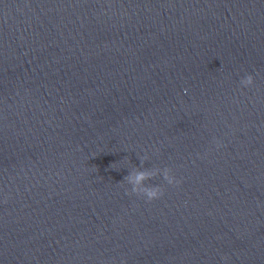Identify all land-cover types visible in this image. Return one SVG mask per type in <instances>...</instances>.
<instances>
[{"label": "water", "instance_id": "1", "mask_svg": "<svg viewBox=\"0 0 264 264\" xmlns=\"http://www.w3.org/2000/svg\"><path fill=\"white\" fill-rule=\"evenodd\" d=\"M0 264H264V0H0Z\"/></svg>", "mask_w": 264, "mask_h": 264}, {"label": "clouds", "instance_id": "2", "mask_svg": "<svg viewBox=\"0 0 264 264\" xmlns=\"http://www.w3.org/2000/svg\"><path fill=\"white\" fill-rule=\"evenodd\" d=\"M253 76L247 75L241 80V85L243 87H249L253 85ZM216 147H221L220 143L216 142ZM162 175L163 180L168 184H178L177 178L171 174L170 169H147L140 170L137 168L132 169L130 174L125 178L127 184L131 185V191L138 195H142L148 201L158 199L162 195L161 188L158 185L149 186L146 184L147 181L153 179L154 177ZM226 259V258H225Z\"/></svg>", "mask_w": 264, "mask_h": 264}]
</instances>
